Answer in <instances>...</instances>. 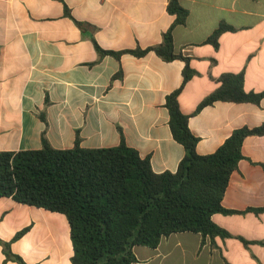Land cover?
<instances>
[{"label":"crops","instance_id":"1","mask_svg":"<svg viewBox=\"0 0 264 264\" xmlns=\"http://www.w3.org/2000/svg\"><path fill=\"white\" fill-rule=\"evenodd\" d=\"M189 11L173 32L175 52L195 75L179 95L200 155L238 129L264 125L259 104L216 102L197 112L225 74H243L264 92V0H180ZM169 0H0V153L117 147L150 158L155 173L176 172L186 155L170 128L167 97L183 84L185 62L108 52L160 45L175 23ZM66 8L69 10L68 15ZM227 24L219 47L208 38ZM99 47V48H98ZM223 199L233 214L213 221L232 236L184 232L155 249L134 248V264H264V135L249 136ZM262 210V211H257ZM23 233L20 237H17ZM66 215L0 195V264H73Z\"/></svg>","mask_w":264,"mask_h":264},{"label":"trees","instance_id":"2","mask_svg":"<svg viewBox=\"0 0 264 264\" xmlns=\"http://www.w3.org/2000/svg\"><path fill=\"white\" fill-rule=\"evenodd\" d=\"M175 23L163 42L146 50L108 52L143 57L155 52L167 62L183 60V84L167 97L173 137L186 151L176 172L155 173L150 158H142L125 141L117 147L57 150L43 139L34 151L0 153V195L66 215L71 226L73 264H134V248L155 249L164 237L191 232L203 237L232 235L213 221L215 214H233L223 205L232 174L244 158L242 147L249 136L264 135V125L240 128L209 155L197 152L198 137L180 108L179 95L195 75L190 58L177 54L174 29L185 25L189 11L180 0H169ZM66 13L69 10L66 8ZM235 28L221 24L207 43L219 47L220 36ZM220 87L199 105L197 112L216 102L259 104L262 93H248L243 74H225ZM262 211V210H257ZM20 233L17 237H20Z\"/></svg>","mask_w":264,"mask_h":264}]
</instances>
